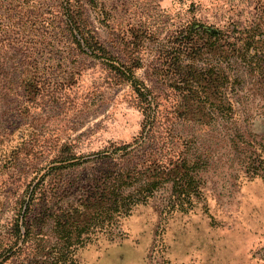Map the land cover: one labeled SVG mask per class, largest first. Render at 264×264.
Listing matches in <instances>:
<instances>
[{"label":"rangeland","instance_id":"1","mask_svg":"<svg viewBox=\"0 0 264 264\" xmlns=\"http://www.w3.org/2000/svg\"><path fill=\"white\" fill-rule=\"evenodd\" d=\"M59 1L0 0V245L4 250L23 189L60 143L71 142L77 154H86L109 142H130L140 130L142 114L129 85L109 83L99 60L71 43L58 21L62 19L56 14ZM98 1L110 18L99 22L84 2L90 26L119 57L122 39H134L131 33L137 32L145 66L136 70V77L160 92L168 91L146 75L157 46L156 39H150L153 34L162 37L173 25L193 17L207 23L244 20L252 18L254 10H259L256 16L264 30V0L258 9H254L256 0ZM259 45L264 51V44ZM239 62L232 65L239 78L231 94L232 112L223 109L204 123L187 122L168 113L170 98L162 94L159 99L162 115L173 117L176 150L196 164L193 171L200 195L194 204L181 210L171 182L164 183L122 219L121 236L99 237L82 248L80 264H264V176L253 173L264 175V63L256 71L253 65ZM23 77L39 81L42 92L29 94L21 85ZM57 82L63 86L56 87ZM44 229L52 241L51 226ZM19 245L23 246L21 240ZM19 258L8 255L0 264H20Z\"/></svg>","mask_w":264,"mask_h":264},{"label":"trees","instance_id":"2","mask_svg":"<svg viewBox=\"0 0 264 264\" xmlns=\"http://www.w3.org/2000/svg\"><path fill=\"white\" fill-rule=\"evenodd\" d=\"M261 1L256 0L254 9ZM84 2L99 22L110 18L98 0H60L55 5L56 14L62 16L58 19L64 25L62 31L81 53L99 60L109 83L129 85L142 114L140 130L130 142H109L86 154H77L71 142L60 143L23 189L9 244L5 250L0 245L6 251L0 252V261L17 254L20 264H80L82 248L99 237L121 236L122 219L166 182H171L172 194L179 200L176 205L187 210L200 195L193 171L196 164L176 150L173 117L167 112L162 115L161 95L171 99L168 113L204 123L223 109L232 112L231 94L239 80L234 63L263 69L264 51L259 44H264V30L256 16L259 10H254L252 18L223 23L193 17L173 25L162 37L153 34L150 38L156 39L157 46L146 75L168 91L160 92L136 77V70L145 66L141 36L133 31L134 39L123 38L122 57L115 55L90 26ZM98 6L103 10L97 12ZM40 84L30 77L21 80L33 95L42 92ZM253 173L264 176L257 170ZM46 226H51L52 241Z\"/></svg>","mask_w":264,"mask_h":264}]
</instances>
